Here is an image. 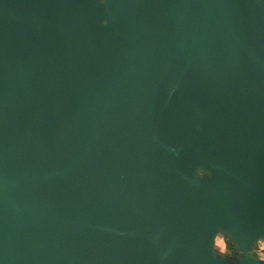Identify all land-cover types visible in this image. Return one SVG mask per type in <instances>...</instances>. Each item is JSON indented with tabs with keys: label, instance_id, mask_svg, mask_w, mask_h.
<instances>
[{
	"label": "water",
	"instance_id": "water-1",
	"mask_svg": "<svg viewBox=\"0 0 264 264\" xmlns=\"http://www.w3.org/2000/svg\"><path fill=\"white\" fill-rule=\"evenodd\" d=\"M259 239L264 0H0V264H264Z\"/></svg>",
	"mask_w": 264,
	"mask_h": 264
},
{
	"label": "rangeland",
	"instance_id": "rangeland-1",
	"mask_svg": "<svg viewBox=\"0 0 264 264\" xmlns=\"http://www.w3.org/2000/svg\"><path fill=\"white\" fill-rule=\"evenodd\" d=\"M193 174L195 175V178L199 179L200 181L210 180L212 176L211 171H208L207 168L202 165L195 167ZM222 233L223 234L218 235L215 240L217 250H219L220 254L225 258H237L239 252L233 244L231 236L227 234V231L225 230H223ZM262 252H264V239H259V241L256 242V246L252 253L254 255H259Z\"/></svg>",
	"mask_w": 264,
	"mask_h": 264
},
{
	"label": "crops",
	"instance_id": "crops-1",
	"mask_svg": "<svg viewBox=\"0 0 264 264\" xmlns=\"http://www.w3.org/2000/svg\"><path fill=\"white\" fill-rule=\"evenodd\" d=\"M255 257H256L257 259H260L261 261L264 262V252H262V253L259 254V255L255 254Z\"/></svg>",
	"mask_w": 264,
	"mask_h": 264
},
{
	"label": "trees",
	"instance_id": "trees-1",
	"mask_svg": "<svg viewBox=\"0 0 264 264\" xmlns=\"http://www.w3.org/2000/svg\"><path fill=\"white\" fill-rule=\"evenodd\" d=\"M215 249H216V251L220 254V251L219 250H217V246H216V243H215Z\"/></svg>",
	"mask_w": 264,
	"mask_h": 264
}]
</instances>
